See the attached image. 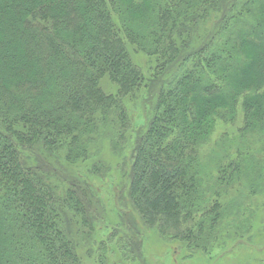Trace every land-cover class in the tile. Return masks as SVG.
<instances>
[{
    "label": "trees",
    "instance_id": "obj_1",
    "mask_svg": "<svg viewBox=\"0 0 264 264\" xmlns=\"http://www.w3.org/2000/svg\"><path fill=\"white\" fill-rule=\"evenodd\" d=\"M135 53L154 61L149 78ZM0 64V264H83L99 212L89 183L60 159L78 167L107 136L124 144L127 102L155 84L128 199L188 250L224 238L223 195L241 165L209 178L201 150L239 107L245 129H264V0H0Z\"/></svg>",
    "mask_w": 264,
    "mask_h": 264
},
{
    "label": "rangeland",
    "instance_id": "obj_2",
    "mask_svg": "<svg viewBox=\"0 0 264 264\" xmlns=\"http://www.w3.org/2000/svg\"><path fill=\"white\" fill-rule=\"evenodd\" d=\"M133 58L149 78L154 67L152 58L142 53L133 54ZM1 72L7 71L0 64ZM103 86L107 92L114 90L108 80ZM157 90L158 84L149 91L144 88L135 100L127 102L132 123L124 144H114L107 136L100 143L98 156L78 167L60 159L73 175L89 183L99 212L91 242L95 248L91 253L84 246L80 250L83 264H100L98 247L102 244L106 264H264V129H245L241 107L233 120L217 122L201 150L202 168L209 178H215L219 166L228 161L236 160L241 165V177L223 195L224 202L228 201L225 223L229 226L213 249L188 250L182 242L164 237L156 227L146 226L132 207L128 199L132 148L151 118ZM95 163H101V172L89 174L88 168ZM131 236L138 246L136 251L132 249L134 255L126 249Z\"/></svg>",
    "mask_w": 264,
    "mask_h": 264
}]
</instances>
